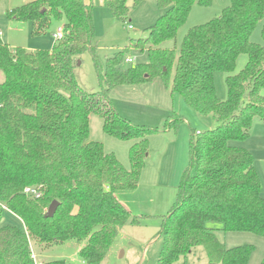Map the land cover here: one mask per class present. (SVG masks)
Wrapping results in <instances>:
<instances>
[{
  "label": "trees",
  "instance_id": "obj_1",
  "mask_svg": "<svg viewBox=\"0 0 264 264\" xmlns=\"http://www.w3.org/2000/svg\"><path fill=\"white\" fill-rule=\"evenodd\" d=\"M100 1L125 23L126 0ZM156 2L162 14L146 29L145 38L130 39L107 60L99 93L83 91L74 74L82 54L95 51L91 5L84 0H32L8 12L11 19L33 22L36 35L44 33L52 18L63 24L62 36L50 50H12L0 39V264H37L32 243L45 248L68 241L81 245L84 264H103L120 229L139 223L115 193L137 187L147 138L157 131L121 118L109 94L118 86L155 79L169 83L171 93L216 123L191 135L190 167L162 220L156 264H175L197 247L204 248L207 264H247L253 248H225L206 226L210 222L226 233L264 239L260 181L251 154L239 145L248 139L254 119L264 123V44L250 41L264 19V0H230L218 18L192 27L178 52L160 45L175 39L193 6L209 7L213 0ZM261 35L264 41V24ZM131 50L145 52L148 62L122 68ZM242 54L247 63L226 77L227 98L220 101L214 74L232 73ZM92 114L103 120L105 134L132 142L129 170L105 153L101 143L87 140ZM169 120L167 127L173 129L181 118L171 115ZM26 187L38 189L40 199L26 197ZM53 201L59 206L46 218ZM3 213L17 218L20 226L3 222ZM42 264L71 263L62 259Z\"/></svg>",
  "mask_w": 264,
  "mask_h": 264
},
{
  "label": "rangeland",
  "instance_id": "obj_2",
  "mask_svg": "<svg viewBox=\"0 0 264 264\" xmlns=\"http://www.w3.org/2000/svg\"><path fill=\"white\" fill-rule=\"evenodd\" d=\"M32 0H0V39L10 49L23 48L28 51L49 50L55 44L54 34L62 27L63 21L51 19L44 33L34 34V23L18 21L8 17L12 9L25 5ZM228 6L230 0H227ZM92 7L94 37L93 54L86 52L80 57V64L74 74L80 88L87 93H99L102 86L99 75L103 74L106 62L116 52L125 48L130 39L146 37V29L153 26L162 14L156 0H144L134 6L133 0H126L129 12L125 23H120L100 0H86ZM220 0L209 7L193 6L185 24L179 28L175 39L166 41L160 48L179 51L181 43L188 31L197 25L205 24L218 18L226 6ZM264 19L254 29L250 41L263 45L262 27ZM131 26V29H128ZM126 58L133 63L123 61L121 67L134 66L148 62L144 53L131 50ZM247 63V56L238 57L235 69L226 74L216 72L214 85L216 96L220 101L227 98L225 79L238 74ZM171 77H173V72ZM3 74L0 72V82ZM171 81V78H170ZM260 94L264 96V89ZM109 98L118 115L131 124L155 129L150 135L144 167L138 185L134 190L116 192L115 196L130 214L139 219L138 224L127 223L110 247L103 264H156L162 238L159 235L162 220L172 209L178 193L180 181L190 167V140L193 132L206 131L216 127L211 115L201 116L188 107L180 95L171 93L169 83L160 79L134 86H118L111 90ZM171 115L181 118L177 128L169 129L167 123ZM169 120V121H168ZM168 121V122H167ZM103 120L97 115L89 117L88 141L103 145L105 153L113 154L122 166L129 170V148L131 141H121L108 136L103 131ZM252 156L254 168L261 186L264 200V123L254 119L249 137L239 144ZM12 224L20 226L17 218ZM7 220V214L2 220ZM6 223V222H5ZM214 230L217 239L225 248L251 246L247 264H260L264 260V239L250 233H226L219 230L216 223H207ZM81 245L76 241H68L59 245L39 248L32 243V255L35 263L42 264L53 260H66L71 264H84L80 257ZM175 264H207V256L203 247L194 248L185 258Z\"/></svg>",
  "mask_w": 264,
  "mask_h": 264
},
{
  "label": "built area",
  "instance_id": "obj_3",
  "mask_svg": "<svg viewBox=\"0 0 264 264\" xmlns=\"http://www.w3.org/2000/svg\"><path fill=\"white\" fill-rule=\"evenodd\" d=\"M131 28H132L131 26H128V29H131ZM61 36H62L61 29H59V30L57 31V33L54 34V38H55V40H56V39H60ZM125 62L128 63V64H131V63H133V60H132L131 58H128V57H127V58L125 59ZM23 194H24L26 197L31 198V199H33V200H38V199H40V197H41V193H40V191H39L38 189H36V188H33V187H26V188L24 189V191H23ZM32 257H33V259L35 260L34 256H32Z\"/></svg>",
  "mask_w": 264,
  "mask_h": 264
},
{
  "label": "water",
  "instance_id": "obj_4",
  "mask_svg": "<svg viewBox=\"0 0 264 264\" xmlns=\"http://www.w3.org/2000/svg\"><path fill=\"white\" fill-rule=\"evenodd\" d=\"M79 64H80V62H77V65H79ZM58 206H59V203L57 201H53L49 205V207H48V209H47V211L45 213V217L46 218H52L54 216Z\"/></svg>",
  "mask_w": 264,
  "mask_h": 264
},
{
  "label": "crops",
  "instance_id": "obj_5",
  "mask_svg": "<svg viewBox=\"0 0 264 264\" xmlns=\"http://www.w3.org/2000/svg\"><path fill=\"white\" fill-rule=\"evenodd\" d=\"M85 1V3L86 4H88L87 2H86V0H84ZM215 1H218V0H213V4L215 3ZM220 5H222V6H226V4H228V1L227 0H220ZM227 7V6H226ZM193 8V7H192ZM59 29H61V28H59ZM58 29V30H59ZM0 36H1V33H0ZM9 48H12V47H9ZM14 49V48H13ZM12 49V50H13ZM50 50V49H49ZM197 132H199V131H197ZM122 205V204H121ZM122 206H124V205H122ZM124 208H126L125 206H124ZM127 209V208H126ZM128 210V209H127ZM12 216H9V215H7V220H4L3 219V222H6V223H8V224H12L11 222H12V218H11ZM121 231H122V229H120V231H119V234L121 233Z\"/></svg>",
  "mask_w": 264,
  "mask_h": 264
}]
</instances>
